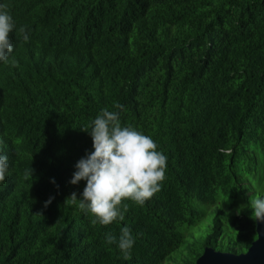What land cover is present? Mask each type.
Here are the masks:
<instances>
[{
	"label": "trees",
	"instance_id": "trees-1",
	"mask_svg": "<svg viewBox=\"0 0 264 264\" xmlns=\"http://www.w3.org/2000/svg\"><path fill=\"white\" fill-rule=\"evenodd\" d=\"M0 3L31 36L13 32L18 65L0 63L12 170L0 183V264H196L206 248L247 252L257 223L237 209L264 197V0ZM104 108L168 158L162 190L143 206L128 200L108 226L65 203L86 186L69 183L92 150L81 128ZM123 227L136 240L128 259L105 241Z\"/></svg>",
	"mask_w": 264,
	"mask_h": 264
},
{
	"label": "clouds",
	"instance_id": "clouds-1",
	"mask_svg": "<svg viewBox=\"0 0 264 264\" xmlns=\"http://www.w3.org/2000/svg\"><path fill=\"white\" fill-rule=\"evenodd\" d=\"M13 32L24 42H31L28 26H18L10 6L0 3V63L5 65H18L14 55L16 46L11 38ZM114 108L123 110V105L117 103ZM81 130L91 137L92 150L86 151L85 156L77 161L69 183L78 185L86 181V186L79 198L78 193L73 192L65 203L91 214L93 225L108 226L122 221L128 210V200L143 206L162 190L166 180L167 156L151 136L133 126L122 125L119 111L104 108ZM2 144L3 140L0 139V146ZM33 172V169L26 172L25 179L32 177ZM11 175L8 156L3 154L0 147V183ZM51 182L56 184L54 178ZM56 187L59 188V185ZM54 199V196H50L44 202V207L47 208ZM249 208V218L254 223L264 224V197H251L248 204L240 205L237 215ZM105 241L110 245L115 244L126 259L130 258L136 243L129 227H123L118 238L106 233Z\"/></svg>",
	"mask_w": 264,
	"mask_h": 264
},
{
	"label": "water",
	"instance_id": "water-1",
	"mask_svg": "<svg viewBox=\"0 0 264 264\" xmlns=\"http://www.w3.org/2000/svg\"><path fill=\"white\" fill-rule=\"evenodd\" d=\"M258 238L242 254L207 248L196 264H264V224H257Z\"/></svg>",
	"mask_w": 264,
	"mask_h": 264
},
{
	"label": "rangeland",
	"instance_id": "rangeland-1",
	"mask_svg": "<svg viewBox=\"0 0 264 264\" xmlns=\"http://www.w3.org/2000/svg\"><path fill=\"white\" fill-rule=\"evenodd\" d=\"M193 229V228H192ZM192 229H188L187 231L189 232V233H191L192 232ZM174 255H180V252L178 251V252H176Z\"/></svg>",
	"mask_w": 264,
	"mask_h": 264
}]
</instances>
